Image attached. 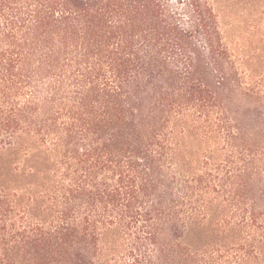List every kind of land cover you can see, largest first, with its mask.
I'll return each mask as SVG.
<instances>
[{
	"label": "trees",
	"instance_id": "1",
	"mask_svg": "<svg viewBox=\"0 0 264 264\" xmlns=\"http://www.w3.org/2000/svg\"><path fill=\"white\" fill-rule=\"evenodd\" d=\"M0 264H264V62L214 0H0Z\"/></svg>",
	"mask_w": 264,
	"mask_h": 264
},
{
	"label": "rangeland",
	"instance_id": "2",
	"mask_svg": "<svg viewBox=\"0 0 264 264\" xmlns=\"http://www.w3.org/2000/svg\"><path fill=\"white\" fill-rule=\"evenodd\" d=\"M232 46L264 62V0H214Z\"/></svg>",
	"mask_w": 264,
	"mask_h": 264
}]
</instances>
